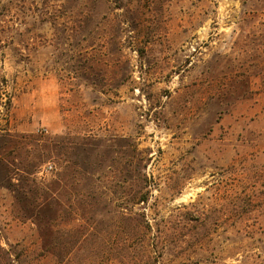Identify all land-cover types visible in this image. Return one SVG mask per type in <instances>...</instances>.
I'll use <instances>...</instances> for the list:
<instances>
[{
	"label": "rangeland",
	"instance_id": "1",
	"mask_svg": "<svg viewBox=\"0 0 264 264\" xmlns=\"http://www.w3.org/2000/svg\"><path fill=\"white\" fill-rule=\"evenodd\" d=\"M0 264H264V0H0Z\"/></svg>",
	"mask_w": 264,
	"mask_h": 264
},
{
	"label": "built area",
	"instance_id": "2",
	"mask_svg": "<svg viewBox=\"0 0 264 264\" xmlns=\"http://www.w3.org/2000/svg\"><path fill=\"white\" fill-rule=\"evenodd\" d=\"M52 168H53V167H52V166H50L48 169H49V170H50V169L52 170Z\"/></svg>",
	"mask_w": 264,
	"mask_h": 264
}]
</instances>
